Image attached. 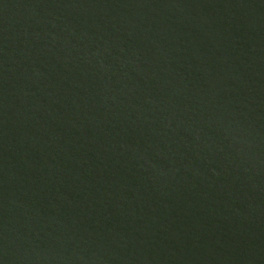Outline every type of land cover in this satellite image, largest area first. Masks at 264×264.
Returning <instances> with one entry per match:
<instances>
[{"label":"water","instance_id":"obj_1","mask_svg":"<svg viewBox=\"0 0 264 264\" xmlns=\"http://www.w3.org/2000/svg\"><path fill=\"white\" fill-rule=\"evenodd\" d=\"M0 264H264V0H0Z\"/></svg>","mask_w":264,"mask_h":264}]
</instances>
